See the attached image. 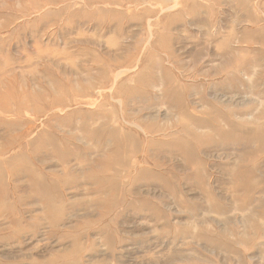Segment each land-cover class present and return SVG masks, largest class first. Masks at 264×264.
I'll return each mask as SVG.
<instances>
[{
    "label": "rangeland",
    "instance_id": "rangeland-1",
    "mask_svg": "<svg viewBox=\"0 0 264 264\" xmlns=\"http://www.w3.org/2000/svg\"><path fill=\"white\" fill-rule=\"evenodd\" d=\"M0 148V264H264V0H0Z\"/></svg>",
    "mask_w": 264,
    "mask_h": 264
},
{
    "label": "bare ground",
    "instance_id": "bare-ground-1",
    "mask_svg": "<svg viewBox=\"0 0 264 264\" xmlns=\"http://www.w3.org/2000/svg\"><path fill=\"white\" fill-rule=\"evenodd\" d=\"M89 86H90V85H89ZM179 101H180V99H179ZM203 106H204V105H203ZM36 116H37V115H36ZM27 127H28V126H27ZM164 130H165V129H164ZM166 131H167V130H166ZM16 134H17V133H16ZM20 135H21V134H20ZM28 136H29V135H28ZM16 141H17V140H16ZM16 141H15V142H16ZM12 143H13V142H12ZM7 145H8V144H7ZM4 147H5V146H4ZM2 150H3V147H2ZM0 151H1V148H0ZM3 151H5V150H3ZM3 151H2L1 153H3ZM6 151H7V150H6ZM12 151H13V150H12ZM1 153H0V154H1ZM4 153H5V152H4ZM6 158H7V157H6ZM3 159H4V158H3ZM3 197H4V196H3Z\"/></svg>",
    "mask_w": 264,
    "mask_h": 264
}]
</instances>
